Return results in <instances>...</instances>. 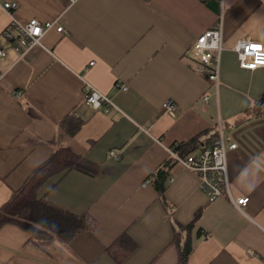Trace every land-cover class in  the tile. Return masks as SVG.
I'll use <instances>...</instances> for the list:
<instances>
[{"label": "crops", "instance_id": "crops-1", "mask_svg": "<svg viewBox=\"0 0 264 264\" xmlns=\"http://www.w3.org/2000/svg\"><path fill=\"white\" fill-rule=\"evenodd\" d=\"M7 2L17 4L11 14L19 23L57 19L64 34L47 31L19 58L3 36ZM219 17L216 91L185 51ZM241 40L264 44V0H0V206L56 148L99 166L96 177L70 171L39 192L64 211L90 215L95 231L64 244L5 225L0 264H117L107 248L124 234L136 248L121 264H179L184 249L185 264H263L264 117L245 112L262 97L264 69L239 67ZM85 85L114 108L87 107ZM167 100L175 118L162 110ZM69 114L82 121L73 136L60 127ZM219 129L237 144L226 154L227 173L232 198L249 199L244 214L224 194L210 200L198 176L167 155V147L198 136L195 152ZM168 165L169 211L153 184Z\"/></svg>", "mask_w": 264, "mask_h": 264}, {"label": "built area", "instance_id": "built-area-1", "mask_svg": "<svg viewBox=\"0 0 264 264\" xmlns=\"http://www.w3.org/2000/svg\"><path fill=\"white\" fill-rule=\"evenodd\" d=\"M70 4L76 0H68ZM17 8L15 3H4L2 10L9 14L10 24L3 32L6 40L13 43V49L19 58L24 57L30 50L41 46V39L44 34L55 29L57 33L64 34L63 28L58 20L41 22L31 19L25 24L19 23L11 14ZM222 18L219 17L213 26L200 35L196 42L185 51V57L196 63L195 71L203 75L217 88L219 86L220 56L222 51ZM234 51L237 54L239 67L247 71L264 69V44L252 40H241L237 42ZM4 57V52L0 49V58ZM94 63H90L92 66ZM2 75L0 74V79ZM115 89L126 91L127 86L115 85ZM84 103L94 110H109L114 108L112 100L89 85L84 86ZM208 100L207 97L204 98ZM176 104L173 100H167L162 105V110L171 118L176 117ZM180 143L176 142L167 147V155L174 163L182 166L188 171L195 173L199 178V188L210 199L215 200L223 194L227 196L233 207L244 214L243 208L248 203V198H232L229 189V179L227 173L226 154L230 150L237 148L236 143L229 142L225 138L221 129L217 131L216 137L209 143L201 144L195 152L187 155H180L176 149ZM110 157L118 160L119 156L110 152ZM151 180L145 182L149 183ZM264 264V260H263Z\"/></svg>", "mask_w": 264, "mask_h": 264}, {"label": "trees", "instance_id": "trees-1", "mask_svg": "<svg viewBox=\"0 0 264 264\" xmlns=\"http://www.w3.org/2000/svg\"><path fill=\"white\" fill-rule=\"evenodd\" d=\"M249 117H264V92L261 99L246 112ZM82 121L69 114L61 121L60 127L71 136L75 135ZM199 137H194L186 143H180L176 151L187 155L197 147ZM169 165L160 170L154 179L163 207L171 210L163 197L164 181ZM77 171L90 177L99 174V166L73 153L66 147L56 148L51 156L37 167L13 193L10 199L0 206V228L12 225L27 232L33 240L58 239L69 244L79 234L95 231L98 223L88 214L74 215L50 203L44 196H39L42 186L53 177ZM136 248V243L127 235H122L108 248L107 253L117 263L121 264ZM187 250H183L179 264H185Z\"/></svg>", "mask_w": 264, "mask_h": 264}]
</instances>
